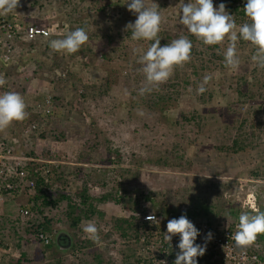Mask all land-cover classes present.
I'll return each mask as SVG.
<instances>
[{"label":"trees","instance_id":"trees-1","mask_svg":"<svg viewBox=\"0 0 264 264\" xmlns=\"http://www.w3.org/2000/svg\"><path fill=\"white\" fill-rule=\"evenodd\" d=\"M60 1L65 4V7L69 5L68 0H19L17 10L26 17L28 23L47 27L51 21L49 17H52V15H50L51 12L45 13L43 10L46 9L48 11L50 9H55V7L59 6ZM113 2L121 5L123 0H113ZM224 2L226 3L227 12L233 13V11H235L237 17L235 18L236 24L243 23L246 18L243 11L246 2L241 9L233 7L235 4L234 0H224ZM79 12V7L75 8L74 6L70 13L63 10L57 13L59 20H62V22L66 24L69 32L75 30L77 27L85 28L89 35V41L92 42V40H95V42L100 45V48L103 47L104 49H108L110 45L117 42L119 34L114 33L111 27V23L114 21L108 19L107 16H105L104 19L92 17L90 22L92 29H90L88 25L81 22L82 19L79 18ZM54 13H56V11H53V14ZM35 17L40 18V20H44L45 18L46 24L37 23ZM115 20H117V22L120 21V19ZM108 23L110 24L108 25ZM127 34L128 37H130L131 31ZM158 36L161 39V46L170 43L180 36H187L193 44L191 60L183 67H176L172 77L166 83L160 85L158 90H153L143 97L139 96L137 99L130 100V106L140 104L139 101L143 99V102L146 103L149 109H157L159 116L162 117L166 126L169 127L170 130L173 129L178 132L185 142V145L189 144L191 146L200 136H205V140L211 142L212 150H214V153L207 155L208 159L205 160L210 166L215 162L217 166L223 168L222 172H214V170L212 172L211 167L213 168V166H211L209 173L212 172L215 176L222 175L227 172L229 167L233 168L237 166L240 171L233 175L232 179L239 178L264 181V175L261 170L264 169V101H261L262 106L257 108L251 106L243 111L246 119L250 121L249 125H252L253 129L256 127L257 132H259L253 137L243 135L242 133V135L239 134L226 138L225 134L218 126L215 128V131L214 127L210 125V122H215L216 117L214 112L217 110H215L213 105L215 93L209 85L213 80H216L217 71L222 73L228 68L224 64V52L227 47L223 46L225 48H221L220 45H204L195 36L188 33L187 29L179 23L178 19H176L174 23H171V25L167 24L165 28L160 31ZM38 43L46 49L47 53L44 51L42 59L34 61L35 69L32 73L36 74L39 67L40 70H42L41 73L46 74H52L56 68L62 69V65L65 61L64 53L66 54V52L54 51L50 47L48 41H38L37 44ZM151 43L150 41V44ZM248 43L249 42L241 39L237 44L238 55L245 64H249L247 57L244 56ZM35 46L36 44L34 47ZM79 51H81V49ZM89 52L90 50L84 53ZM93 55L94 58L97 57L95 56L96 54L93 53ZM98 55H100L101 59L106 61L102 62L104 65L108 64L112 68L110 65L112 58H110L109 53L105 54V52H102ZM58 56L59 59H56ZM131 68L133 69L132 74L138 76L142 65L133 62L131 63ZM10 73L11 77L7 80V84L0 88V92L7 91V88H10L8 91H12L15 86L19 87L14 79V75L16 74V79H18L22 74L16 73L15 68H12ZM13 73L15 74L13 75ZM68 76L69 75H67V78ZM143 76L144 74L142 75V79L139 80V84L144 82ZM206 76L210 77L206 85L207 91L197 95L196 89ZM125 78L127 81L134 80L131 74L129 75L128 73L125 75ZM11 79H13V82H11ZM258 79V77H254L255 81ZM241 85L235 88L231 87L232 91L241 99L239 102L245 101L248 104H253L256 99L254 98L256 95H254V92H257L253 91L254 86L251 87L250 84V86L242 88ZM92 88L93 86L88 87V89ZM20 89L21 88L17 89V92H20ZM78 89L76 87L72 89L74 93L72 96L73 102H70L71 99L66 101L65 97H63L62 91H64V89L57 88L55 92L56 95H54L53 100H51L49 104L51 114L48 119L42 117L38 111L37 113L34 112L35 109H26V111L29 110L33 112L30 115V119H26V121L24 120L20 124H15L17 122H13L9 128L0 131V141H2L6 147H11L15 155L21 157L23 163V167L21 168L26 174L24 179L25 183L21 185V192L20 195L18 194V198L16 197L11 203L0 206V264H30L31 261L28 260V253L23 248V245L43 243V241L39 239V235H49L52 231V223L54 222V217L51 215L46 216L45 212L50 211L49 214H51L53 209L59 211V206L62 204H64L62 218H64V223L70 230L75 232L80 231V227L84 221L94 220L96 218L98 226L102 225L107 228V231L102 233L104 239H110L113 235L117 236L118 240L122 243L120 245L121 249L119 250L121 258L119 264H138L136 258V242L139 237V229L145 228L146 224L136 221L133 217L129 219L111 217L107 220L105 212L99 209V205L111 203L132 213L139 212L141 206L145 205L147 210L157 207L158 210H162L164 215L171 213L172 216L175 215L178 216V218L182 214L186 215L187 218L198 216L203 210V206L198 204L195 198L192 199L188 197L189 194H187L185 185L182 187V185L179 184L180 181L190 184L186 174L193 172V162L190 158H184L183 154L177 152L179 149L176 147H174L172 151L164 152L165 154L163 156L158 157L157 161L155 160V162L152 163L154 167L170 169L180 176L179 179L174 180V184L178 181L176 188L173 185H169L165 194H160L161 198L159 197L158 201L155 200L156 202L152 200L156 195H151V192L143 191V189H138L137 187L130 188V186L138 185L139 183L134 176L119 177L117 172H119L120 166L124 163V156L121 151L116 148H111L110 141L108 142L99 137L100 133L95 130L93 124L86 123L81 119V116H83L82 112L85 108L81 100L86 98L87 87L82 86L80 88L83 89L82 91ZM109 90L110 87L108 83L105 91ZM137 93L138 91L133 94ZM182 96H189L187 99H193L194 103L198 106H194L196 108H191L192 106L190 105L185 107L186 109L180 108L175 117L167 115L172 109H178L179 100ZM75 97L76 99L73 100ZM206 105L211 107L206 109ZM227 107L228 108L225 107L226 110H232L231 116H237L235 108H237L239 112L242 110V107L235 103H227ZM59 120L62 123H64V121L67 122V125L71 127H65L63 130L57 128L60 122ZM31 124L43 126L44 129L40 137L34 141L32 147L29 149L22 137V133L23 130ZM228 126L231 125L228 124ZM243 127L244 122H239L237 132H241ZM86 133H89L88 138L86 137ZM250 135L252 134L250 133ZM47 138L55 139L54 142L61 141L63 143H65L64 141H68L69 138H72L75 141L73 145L77 147L75 148L77 152L73 159V163L69 165H55L37 162L38 159H44V157L46 158L45 161H58V159H60L56 158L48 147L47 152L49 154H47V156L44 154L46 149L41 146L39 142H45ZM250 151L255 153L256 157H259L260 161L257 162L256 165L248 161L252 156L249 153ZM243 154H247V157H244ZM133 164L140 166L141 162L138 161ZM91 165L96 166L91 167V173L85 175L86 168ZM109 170H112L114 175L112 174L107 177ZM123 172L127 174L130 173L131 170L126 168L123 169ZM31 179L36 185L35 195L28 196L27 189L24 185L26 183L28 184ZM91 179L98 182L96 186L98 185L102 193H96V195L91 193V191L96 188L92 186L94 181H91ZM190 180L192 182L190 185H198L203 182L198 177H193ZM56 184L60 186V192L57 186L54 189ZM72 187H75L76 191L70 195L69 190L72 189ZM233 187V183H227V181L224 182L220 179L216 182L211 181L207 186L208 189L211 188V191L215 190L212 192L213 199L216 200L217 203L219 202V208L214 215L218 217L219 213H224L226 218L231 219V223L234 224L238 223L239 216H236L227 198L228 194L232 192ZM18 204L22 206H18ZM163 206H167V208L162 209ZM195 206L198 207V210L192 211ZM17 207L27 208L31 212L32 216L27 222H21L19 212L15 211ZM168 216H170V214ZM206 218L210 221L217 219H212L210 217ZM56 223L61 224L62 221L58 219ZM224 223L226 224L229 222L225 220ZM82 234L83 233L80 231L79 236L75 240L76 245L73 251L79 252L81 255H89V250H92L93 258L91 261L82 258L77 261L79 263L73 262L72 264H112L111 261L109 262L104 257V250H106V245L109 242L98 246L96 245L97 243L86 239ZM111 242L113 243L114 240H111ZM52 247L53 244L51 241L49 244L43 245L44 249H50ZM14 251L18 253V259H15L13 256ZM48 260L49 261H46V263L40 264H67L62 258Z\"/></svg>","mask_w":264,"mask_h":264},{"label":"rangeland","instance_id":"rangeland-1","mask_svg":"<svg viewBox=\"0 0 264 264\" xmlns=\"http://www.w3.org/2000/svg\"><path fill=\"white\" fill-rule=\"evenodd\" d=\"M68 2L69 5H67L66 7L65 4L60 1L59 6L55 7V9H50L48 11L44 9L43 11L45 13L51 12L50 15H52V17L49 18L55 20L59 19L57 12H62L63 10L70 13L71 9H73L74 6L75 8L79 7V18L82 19L81 22L88 25L90 29H92V26H90L92 17H99V19H104V17L107 16L108 19L114 21L113 23H111L113 32L119 34L117 42L110 45L108 49H104L103 47L100 48V45L95 42V40H92V42L88 41L86 44H84L81 47V51L77 53H64L65 61L62 65V69L56 68L53 74V78H56L58 76L57 73H65L66 78L67 75H69L68 78H65L64 81L58 80L57 84H55V86L57 85L59 89H64V91L62 92L63 97H65L66 101L71 99L70 102H73L72 96L74 95V93L72 89L74 87H76L77 89L79 88V91L83 90L80 89L82 86L87 87L86 98L84 100H81L85 107L84 111L82 112L83 116H81V119L86 123L93 124L95 130L100 133L99 137L107 140L108 142L110 141L111 148L119 149L123 154L124 163L122 164V166H120L119 172H117L119 177H136L139 184L130 186V188L137 187L138 189H143V191H149L152 193L151 195H156L154 199L152 198V200L158 201L160 194L164 195L169 185H173L175 188L177 187L178 181L174 184V180L179 179L180 176L170 169L154 167L152 166V163L155 162V160L157 161L158 157L163 156L165 154L164 152L172 151V149L176 147L177 149H179V151L177 150V152L183 154L184 158H190L193 162L192 167L194 173L190 172L186 174L188 178L187 180L190 182V184H192L190 179H192L193 177H198L203 181L198 185H190L181 181L179 183L182 185V187L185 185V188H187L186 191L187 194H189L188 197L192 199L195 198V201L203 206V210L199 214V216H206L212 219L222 218L223 221L226 220L231 223L232 220L226 218L224 213H219L218 217L214 215L215 213H217V209L219 208V202L217 203L216 200L213 199L212 192L215 190L211 191V188L208 189L207 186L211 181L216 182L218 181V179L224 182L227 181V183L234 184L232 192L228 194L227 198L229 204L232 206L233 211L236 213V216H239L242 212H249L246 209V207H248L249 205L247 206L243 203L247 201H250L252 203L253 200L259 201L260 197H262V195L264 196L263 184V186L256 187L255 185H258L259 182L255 184L256 182L248 183L247 179H232V176L240 171L237 166L233 168L229 167L225 174L217 176L213 175V170L214 172H222L223 168H221V166H217L215 162L211 165L213 166L212 168L205 160L208 159L207 155L214 153V150H212L211 142H207L205 140V136H200L191 146L189 144L185 145V142L183 141L182 137H180L178 132L174 131L173 129L170 130L169 127L166 126L162 117L159 116L157 109H149L146 103L143 102V99L139 101L140 104L130 106V100L137 99L139 98V96H144L139 94V89L143 86V82L139 84V80L142 79V72L140 71L138 76H134L132 74L133 69L131 68V63L135 62L137 64L139 55L141 54L140 52L134 50L142 49L143 51H146L150 46V41H133L131 39V35L130 37H128L127 33L130 30L125 31V25L128 23H134L136 15L128 11L127 4H123L124 6H122V4L120 5L119 3H114L113 0H68ZM152 2L159 5L161 15L164 17V22L161 25V30L165 28L167 24L171 25V23H174L176 19L179 20V9L176 6L180 3V0H152ZM188 2L189 0H184L185 4H187ZM212 2L214 7H218L221 3L226 5L224 0H212ZM234 2L235 4L233 5V7H238L241 9L242 6H244V3L247 2V0H234ZM146 3L150 4V0H146ZM125 6L127 7V9ZM53 11H56V13L53 14ZM229 14L237 18L235 11ZM115 19H120V21L117 22V20ZM35 21L37 23L46 24L45 18L44 20H40V18L35 17ZM245 22H248L247 17L245 18L243 23ZM243 23L237 24V26L239 27ZM109 24L110 23H108V25ZM228 43L229 41L226 39L223 44H220V47L225 48L227 47ZM253 47L255 46L251 45L249 42L244 55L245 57H247L249 64H245V62L241 61V65L238 71H232L230 68H227L222 73L217 71L216 80H213V82H211L209 85L215 93L213 105L215 107V110H217L216 112H214V115L216 117L215 122H210V125L214 127V130L218 126L219 129H221V131L225 134L226 138L233 137L239 134L242 135V133L243 135H249L253 137L259 133L257 132L256 127L253 129L252 125H249L250 121L246 119L243 112L251 106L253 108L262 106L261 101H264V69H260L252 62L251 56L256 52V48ZM34 48L36 49V52L31 54L29 58L33 60L32 64L35 65L34 61L41 60L43 57V52L45 51V53H47V51L39 43H36V46ZM88 50H90L89 53H84ZM102 52H105V54L109 53L110 58H112L110 64L112 68L108 64L107 66L102 63L104 60L101 59L100 55H98ZM93 53L96 54L95 56L97 57L94 58ZM56 59H59V56ZM34 69L35 67H33L31 70ZM32 72L34 71H30V78H27L28 75L24 74L18 79H16V74L13 73V75L15 74V81H20V88L25 89L27 87H30L33 90L35 88H39L41 82H43V87L49 88L47 84H45V80L43 79L50 80L52 78V75L50 73L48 74L47 78H44L43 73H41L42 70H40V67L37 70L36 74H33ZM127 73L129 75L131 74L134 80L127 81L125 78V75ZM9 74L10 76L8 77V79L11 77L10 72ZM254 77H258L259 79L255 81ZM11 82H13V79H11ZM108 83L110 90L105 91ZM250 84L251 87L254 86L253 91H257L254 92V95L256 94L254 97L256 98L255 102H253V104H248L244 100V102H239L241 99L234 91H232L231 87L235 88L236 86L239 87L241 85L242 88H244L245 86H250ZM91 86H93V88L88 89V87ZM19 87L15 86L12 91L17 92V89H19ZM31 89L24 95L26 98L25 102L28 104V107H26V109H31L33 99V97L31 96L33 95ZM125 90H127V92L129 93L128 95L125 94ZM137 91V94H133ZM188 97L182 96L179 100L178 109H172L170 112H168L167 115H169L170 117H175L180 108L183 109L190 105L192 106L191 108H196L194 106L198 105L194 103L193 99L188 100ZM74 99H76V97L73 98V100ZM227 103L238 104V106L242 107V110L239 112V110L234 107L237 116H231L232 110L225 109V107L228 108ZM205 107L207 109L211 106L206 105ZM27 113L28 117L26 119L28 120L30 119V115L33 112L27 110ZM21 122H17L15 124H20ZM239 122H244V127L243 129H241L242 131L240 130L241 132H237ZM228 124L231 126H228ZM58 126L57 128H60L61 130H63V128L65 127H71L70 125H67V122L65 121L64 123L60 121ZM250 133L252 135H250ZM86 134V137L88 138L89 133ZM54 141L55 139L47 138V141L39 142V144H41V146L45 147L46 149L44 154L46 156L47 154H49L47 152L48 147V149L51 151V153L54 154L56 158H60L58 159L57 164H72L77 152V150L75 149L77 147L73 145L75 141L72 138H69L68 141H64L65 143L61 141ZM249 153L252 156L248 161H251L254 163V165H256V163L260 161L259 157H256L255 153H253L252 151H250ZM243 156L247 157V154H243ZM45 159V157L44 159L41 158V160ZM138 161L141 162L140 166H136L135 164H133ZM95 166L96 165L88 166L85 170V175L91 173V167ZM210 167L212 170L211 173H209ZM101 168L105 169L104 167ZM126 168H129L131 172L127 174L124 173L123 169ZM261 170L264 175V169ZM112 174L114 175V172L112 170H109L107 173V177L111 176ZM91 181H94V183H92V186L96 187L91 191V193L94 195H96V193H102V191L99 190L100 188L98 187V185L96 186L98 182L94 179H91ZM75 191V187H72V189L69 190V194L72 195ZM246 196L249 197L248 200H246ZM98 207L105 212L107 220H109L111 217L129 219L130 214H128L127 212H123V209L116 207L114 204H101ZM166 208L167 206L162 207V209ZM63 209L64 204L59 206V211H55V209H53L51 211V214H48V212L50 211H46L45 215H51L54 217L55 223L53 222L51 227V233H53V236L54 234H61V232H63L66 239L70 238V240H72L71 247L62 250L61 245L55 246V244H53V247L50 249H44L43 244L23 245V248L28 253V260L31 261L30 264L46 263V261H49L48 259L58 258H62L64 261H66L67 264H72L73 262H77L82 258L87 261L92 260V250H89V255H81V253L73 251L74 246L76 245L75 240L79 236L80 231L83 233V237H86V234L82 230L83 224L80 227V231L75 232L68 228V226L64 223V218H62ZM194 210H198V207L195 206L192 211ZM58 219L62 221L61 224L56 223V220ZM96 220L97 219L95 218L94 221L96 222ZM97 227L99 229L101 242L97 243L96 245L100 246V244L104 245V243L109 242L106 245V250H104V257L109 262L111 261L112 264H119L121 259L119 250L121 249L120 245L122 243L118 240L116 235L111 236L110 239H104L102 233H105L107 231V228L102 225H97ZM111 240H114V242L112 243ZM52 241L54 242L53 238Z\"/></svg>","mask_w":264,"mask_h":264},{"label":"clouds","instance_id":"clouds-1","mask_svg":"<svg viewBox=\"0 0 264 264\" xmlns=\"http://www.w3.org/2000/svg\"><path fill=\"white\" fill-rule=\"evenodd\" d=\"M123 4H127L128 11L136 15L134 23L125 25V31H131V39L133 41L144 40L152 42L146 51L142 49L134 50L141 53L138 63L142 65L140 71L144 74V82L143 86L139 89V94L145 95L151 93L153 90H158L160 85L166 83L174 74L176 67H183L190 62L193 44L187 36H180L164 46L160 45L161 39L158 34L161 31L164 17L161 15L159 5L152 2V0H150V4L146 3V0H123L122 6ZM18 6L19 0H0V15L16 13ZM176 7L179 9V23L187 29L188 33L195 36L204 45H220L226 39L229 41L224 52V64L226 67L232 71L239 70L241 59L238 55L237 44L242 39L255 46L256 52L251 56V60L257 67L264 69V0H247L243 11L248 22L241 24L239 27L235 22V17L226 11V6L223 3L219 4L218 7H214L212 0H189L187 4L184 3V0H180V3ZM88 41L89 35L86 29L77 27L64 38L51 40L50 47L57 52L74 54ZM30 71L33 70L28 69L20 73L22 75L27 74V78H30ZM48 74L43 73L44 78H47ZM53 74L54 72L51 74L52 78L50 80L43 79L49 88L43 87V82H41L39 88L33 90L27 87L25 89L21 88L20 92H0V131L9 128L13 122H21L28 117L26 111L28 104L25 102L26 98L24 95L30 89L33 92V95H31L33 97L31 109L33 110L36 108V103L41 102L47 96H50V101L53 100L58 88L55 84H57L58 80L64 81L66 78V75L65 77L57 76L53 78ZM209 80L210 77L208 76L204 78L196 89L197 95L207 91L206 85ZM6 84L7 79L5 78V74L0 73V88ZM17 84L20 86L19 82ZM52 85L53 88L51 90ZM125 94H129L127 90H125ZM34 112L37 113V111ZM39 137L40 135L32 138V145ZM247 182H256L255 184L259 182L258 185H255L256 187L264 185V181L247 179ZM58 190L60 192L59 188ZM260 198H262L260 199L261 202L260 200H254L256 208L252 210L247 205L246 209L249 212H242L238 217L237 230L232 235V239L235 248L241 252H246L252 246H260L257 240L259 235L264 234V196L262 195ZM11 202L0 203V206ZM18 206L22 205L18 204ZM22 210L28 211V214L22 216ZM148 210L150 212H155L156 210L162 212L157 207L149 208ZM15 211L19 212L20 220L23 223L27 222L32 216L27 208L17 207ZM145 219L153 224L159 223L154 215H149ZM166 228L167 232L164 235V239L170 247L172 237L177 234L180 237L179 244L177 245L179 252L176 255L174 264H197L196 258L202 257L205 254L207 244L200 245L195 243L200 233L194 224L188 220L186 215L182 214L179 218L169 220ZM82 230L86 234L87 239L95 243L101 242L99 229L94 220L84 221ZM52 238L53 233L39 235V239L43 241V245L49 244L50 241L54 244ZM211 239L212 233L209 232L205 240L210 241ZM13 256L15 259L19 258L18 253L15 251ZM158 264H167V262L162 260Z\"/></svg>","mask_w":264,"mask_h":264},{"label":"built area","instance_id":"built-area-1","mask_svg":"<svg viewBox=\"0 0 264 264\" xmlns=\"http://www.w3.org/2000/svg\"><path fill=\"white\" fill-rule=\"evenodd\" d=\"M69 33L68 27L62 20L51 19L47 27L33 25L28 23L26 17L17 9L16 13L0 15V73L5 74V78L10 76L9 72L12 68L17 73L27 69H32L34 64L29 56L36 52L34 45L38 41H48L62 39ZM60 77H65V73H57ZM20 84V81H19ZM55 84V83H53ZM53 85L51 86V90ZM10 88H7V91ZM5 92V91H4ZM50 96H47L41 102L36 103L35 111L46 118L50 115L49 108ZM43 130V126L31 124L25 128L22 137L26 145L30 149L32 146V138L38 137ZM37 162H45L49 164H57V161L38 159ZM21 157L15 155L11 147H6L0 141V203L14 200L21 192V185L26 177ZM45 173V172H44ZM26 187L27 195H35V182L31 179ZM55 185L54 189L56 188ZM57 188L60 189V186ZM248 200V196H246ZM254 200L243 203L249 205L252 210L255 207ZM144 211V213H143ZM130 214L129 218H134L138 222H144L145 228L139 229V237L137 240L136 258L138 264H158L159 261H166L167 264H174L176 255L179 252L177 245L179 244V235H174L171 240V247L165 241L164 235L167 232L166 225L169 220L178 218V216L164 215L162 212H150L145 205L141 206V210L136 213L123 211ZM28 211L22 210L21 215L26 216ZM154 215L159 223L153 224L145 218ZM200 235L195 243L206 246V252L202 257H197V264H264V234L258 236L257 243L259 247L252 246L241 252L234 246L232 235L237 230L238 223H224L223 219L208 220L204 216H191L188 218ZM230 224V225H229ZM211 232L212 239L206 241V235ZM46 242V241H45ZM47 243V242H46ZM140 261H139V260Z\"/></svg>","mask_w":264,"mask_h":264},{"label":"water","instance_id":"water-1","mask_svg":"<svg viewBox=\"0 0 264 264\" xmlns=\"http://www.w3.org/2000/svg\"><path fill=\"white\" fill-rule=\"evenodd\" d=\"M53 239L55 246L61 245L62 250L71 247L70 238L66 239L63 232H61V234H54Z\"/></svg>","mask_w":264,"mask_h":264},{"label":"bare ground","instance_id":"bare-ground-1","mask_svg":"<svg viewBox=\"0 0 264 264\" xmlns=\"http://www.w3.org/2000/svg\"><path fill=\"white\" fill-rule=\"evenodd\" d=\"M72 241V240H71ZM73 244V243H72Z\"/></svg>","mask_w":264,"mask_h":264}]
</instances>
